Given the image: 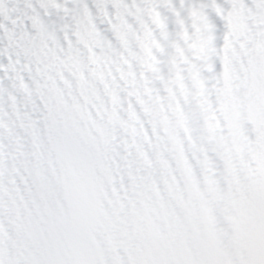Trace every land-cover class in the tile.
I'll return each mask as SVG.
<instances>
[{
	"label": "snow or ice",
	"instance_id": "6c2138e0",
	"mask_svg": "<svg viewBox=\"0 0 264 264\" xmlns=\"http://www.w3.org/2000/svg\"><path fill=\"white\" fill-rule=\"evenodd\" d=\"M0 264H264V0H0Z\"/></svg>",
	"mask_w": 264,
	"mask_h": 264
}]
</instances>
